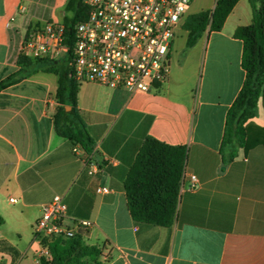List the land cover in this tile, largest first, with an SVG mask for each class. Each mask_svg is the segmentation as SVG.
I'll return each mask as SVG.
<instances>
[{
	"label": "crops",
	"instance_id": "0c3cea01",
	"mask_svg": "<svg viewBox=\"0 0 264 264\" xmlns=\"http://www.w3.org/2000/svg\"><path fill=\"white\" fill-rule=\"evenodd\" d=\"M67 1L0 0V81L19 69L29 28L61 23ZM252 19L250 1L239 0L221 30L191 47L211 34L204 62L190 51L181 58L189 31L182 49L175 35L170 73L150 91L81 83L90 153L78 155L56 131L58 75L39 71L0 90V264H39L35 223L56 194L67 204L66 224L92 223L80 232L99 247L91 260L102 264H264V147L240 149L229 162L221 151L227 113L246 77L235 31ZM149 136L187 148L171 226L137 221L129 208L124 183Z\"/></svg>",
	"mask_w": 264,
	"mask_h": 264
},
{
	"label": "trees",
	"instance_id": "16d2710c",
	"mask_svg": "<svg viewBox=\"0 0 264 264\" xmlns=\"http://www.w3.org/2000/svg\"><path fill=\"white\" fill-rule=\"evenodd\" d=\"M238 1L217 0L213 9L190 15L184 22L189 31L187 47L194 46L207 31L221 30ZM249 1L252 22L239 26L235 31V36L243 40L242 66L246 77L226 117L221 148L225 162L234 160L240 149L247 152L257 144L264 147V126L254 128L249 124L257 116L260 101H264V0ZM64 12L62 37L69 47L68 52L59 58L31 57L21 53L19 69L0 81V90L39 71L58 75L59 104L54 115L56 131L72 143H80L90 153L93 139L78 108L81 83L73 76L71 65L76 27L88 18L89 8L84 0H68ZM41 25H32L26 38L32 29ZM186 157L184 145H171L152 136L145 139L124 183L135 220L162 226L174 223ZM4 222L5 218L0 213V226ZM40 242L49 249L51 257L41 255L39 264H102L99 260H91L93 256L100 255L101 250L96 245L87 244L81 232L73 237L43 236Z\"/></svg>",
	"mask_w": 264,
	"mask_h": 264
},
{
	"label": "built area",
	"instance_id": "2783aa9c",
	"mask_svg": "<svg viewBox=\"0 0 264 264\" xmlns=\"http://www.w3.org/2000/svg\"><path fill=\"white\" fill-rule=\"evenodd\" d=\"M89 8L88 18L76 27L72 56V74L80 83L97 82L110 87H123L132 92L150 91L166 81L170 73L169 53L176 28L184 17L191 0H84ZM64 27L50 21L37 26L23 44L22 53L31 57L59 58L68 52L63 42ZM80 143L73 151L84 152ZM88 165V160L85 159ZM97 172L91 163L89 173ZM198 178L191 175V187ZM98 191H108L98 187ZM67 204L60 194L43 207L35 223V234L73 237L92 225L81 220L71 226L64 222ZM41 243V242H40ZM41 255L51 257L41 244Z\"/></svg>",
	"mask_w": 264,
	"mask_h": 264
},
{
	"label": "rangeland",
	"instance_id": "374dc122",
	"mask_svg": "<svg viewBox=\"0 0 264 264\" xmlns=\"http://www.w3.org/2000/svg\"><path fill=\"white\" fill-rule=\"evenodd\" d=\"M215 2L216 0H192L191 1L190 6L188 7L184 17L182 18L178 27L176 28V42L178 44V47H180V49H182L185 46L187 32L184 26V22L186 21V19L192 14L198 13L206 9L213 8L215 5ZM210 35L211 34L207 33L205 35L203 42H201V44H199V46H197L194 49H192L191 47H187V48L185 47L186 50L182 52L181 58L184 57V55L190 51V55H191L190 57L194 58V57L199 56L201 62H204ZM61 56H63V53H61ZM257 111H258L257 116L252 120V122L258 125H263L264 124V107H263L262 102L259 103Z\"/></svg>",
	"mask_w": 264,
	"mask_h": 264
}]
</instances>
